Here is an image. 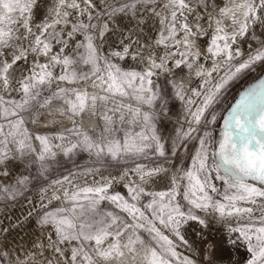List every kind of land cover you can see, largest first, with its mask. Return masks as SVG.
<instances>
[{
	"label": "snow or ice",
	"instance_id": "snow-or-ice-1",
	"mask_svg": "<svg viewBox=\"0 0 264 264\" xmlns=\"http://www.w3.org/2000/svg\"><path fill=\"white\" fill-rule=\"evenodd\" d=\"M257 71L264 0H0V264H264Z\"/></svg>",
	"mask_w": 264,
	"mask_h": 264
},
{
	"label": "rangeland",
	"instance_id": "rangeland-1",
	"mask_svg": "<svg viewBox=\"0 0 264 264\" xmlns=\"http://www.w3.org/2000/svg\"><path fill=\"white\" fill-rule=\"evenodd\" d=\"M150 35L155 36V32L154 31L150 32ZM262 76H264V73L257 71L256 73L250 74L249 76L238 81L231 91V96L236 95V93L239 90L253 83L256 79L261 78ZM160 82L163 83L162 78ZM231 96L229 97V99L231 98ZM170 108L173 113H179L180 111V105L178 103L170 104ZM64 123H67V121H65ZM84 123L86 127L93 126V122L90 120H85ZM160 130L164 135L167 136L172 132V124L165 122L160 126ZM78 159L79 162L83 164L86 160V157L84 155H81ZM9 167L14 175H19L21 172L24 171L23 167L15 161H13L9 165ZM25 211H26L25 205L22 200L14 204L0 201V227H9L11 224L16 222L18 217L22 219V216L25 213ZM221 227L223 226L216 225L213 223L211 230L215 233L216 230ZM34 230H35L34 221L23 223L20 229L10 228L9 239H15L18 237V235L23 236L26 233H32L34 232ZM198 233H199V226L195 222H191L186 228L185 235L186 238L189 240L190 244H192L193 249H200V255L196 258L200 261V264H204L203 246L199 243ZM178 251L186 255H190V256L194 255V253L189 252V250L184 247H180ZM217 255L219 257V259L217 260V264H247V260L249 258V253L247 252L243 244H241L239 247L230 249L228 252L221 251L219 254H214L212 252H209V256L214 260L217 258Z\"/></svg>",
	"mask_w": 264,
	"mask_h": 264
},
{
	"label": "bare ground",
	"instance_id": "bare-ground-1",
	"mask_svg": "<svg viewBox=\"0 0 264 264\" xmlns=\"http://www.w3.org/2000/svg\"><path fill=\"white\" fill-rule=\"evenodd\" d=\"M240 253H241V252H240ZM235 254H236V253H235ZM243 255H244V254H243ZM230 256H232V255H230ZM226 258H227V257H226ZM226 258H225V259H226ZM227 260H228V259H227Z\"/></svg>",
	"mask_w": 264,
	"mask_h": 264
},
{
	"label": "clouds",
	"instance_id": "clouds-1",
	"mask_svg": "<svg viewBox=\"0 0 264 264\" xmlns=\"http://www.w3.org/2000/svg\"><path fill=\"white\" fill-rule=\"evenodd\" d=\"M237 2H239V0H237Z\"/></svg>",
	"mask_w": 264,
	"mask_h": 264
}]
</instances>
